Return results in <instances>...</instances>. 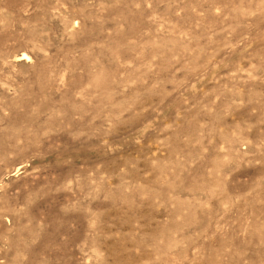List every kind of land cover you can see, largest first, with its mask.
I'll list each match as a JSON object with an SVG mask.
<instances>
[{
	"label": "rangeland",
	"instance_id": "374dc122",
	"mask_svg": "<svg viewBox=\"0 0 264 264\" xmlns=\"http://www.w3.org/2000/svg\"><path fill=\"white\" fill-rule=\"evenodd\" d=\"M0 264H264V0H0Z\"/></svg>",
	"mask_w": 264,
	"mask_h": 264
},
{
	"label": "bare ground",
	"instance_id": "6f19581e",
	"mask_svg": "<svg viewBox=\"0 0 264 264\" xmlns=\"http://www.w3.org/2000/svg\"><path fill=\"white\" fill-rule=\"evenodd\" d=\"M24 57H25V55H24Z\"/></svg>",
	"mask_w": 264,
	"mask_h": 264
}]
</instances>
